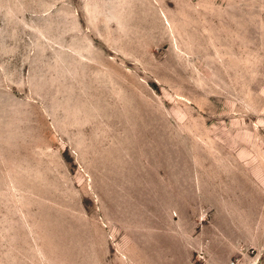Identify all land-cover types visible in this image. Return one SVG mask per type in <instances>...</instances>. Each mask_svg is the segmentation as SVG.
<instances>
[{"label": "rangeland", "instance_id": "374dc122", "mask_svg": "<svg viewBox=\"0 0 264 264\" xmlns=\"http://www.w3.org/2000/svg\"><path fill=\"white\" fill-rule=\"evenodd\" d=\"M0 264H264V0H0Z\"/></svg>", "mask_w": 264, "mask_h": 264}]
</instances>
